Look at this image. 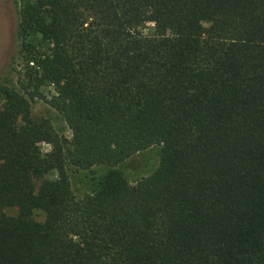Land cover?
Returning <instances> with one entry per match:
<instances>
[{
  "label": "trees",
  "instance_id": "1",
  "mask_svg": "<svg viewBox=\"0 0 264 264\" xmlns=\"http://www.w3.org/2000/svg\"><path fill=\"white\" fill-rule=\"evenodd\" d=\"M17 33L0 264H264V0H23ZM44 83L68 139L30 115ZM151 145L129 183L117 164ZM66 164L106 170L77 198Z\"/></svg>",
  "mask_w": 264,
  "mask_h": 264
},
{
  "label": "rangeland",
  "instance_id": "2",
  "mask_svg": "<svg viewBox=\"0 0 264 264\" xmlns=\"http://www.w3.org/2000/svg\"><path fill=\"white\" fill-rule=\"evenodd\" d=\"M23 0H0V84L13 87L19 90L25 97L26 91L19 88L18 74L24 67V52H21L20 38L17 33L19 21V8ZM201 27L208 24L206 19L199 22ZM151 28V24L146 23L143 31ZM36 49L41 53H46L48 43L37 41ZM19 72V73H18ZM38 95L28 99L30 115L34 120L46 119L54 132L63 138L70 137V131L59 116V114L48 104L54 89L51 84L44 83L38 88ZM42 152L49 149V145L44 142L38 143ZM159 145H151L144 150L136 152L117 164V168L122 172L126 180L133 184L142 177L151 173L158 163ZM69 180L70 189L77 198L83 194L91 193L95 187L99 176L106 170L105 165H94L88 169H77L69 164L65 166ZM47 177H54V174H47ZM8 214H13L14 210L7 208ZM36 220L43 219V213L34 210L32 213Z\"/></svg>",
  "mask_w": 264,
  "mask_h": 264
}]
</instances>
